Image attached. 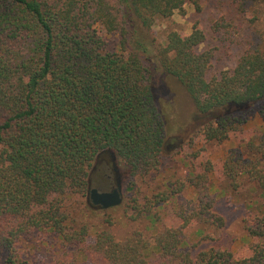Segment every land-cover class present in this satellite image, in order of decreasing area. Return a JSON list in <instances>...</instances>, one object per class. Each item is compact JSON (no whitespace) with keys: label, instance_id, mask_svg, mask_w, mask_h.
Listing matches in <instances>:
<instances>
[{"label":"trees","instance_id":"obj_1","mask_svg":"<svg viewBox=\"0 0 264 264\" xmlns=\"http://www.w3.org/2000/svg\"><path fill=\"white\" fill-rule=\"evenodd\" d=\"M201 1L0 0L2 264H31L22 243L42 232L57 243L40 264H264V128L231 150L220 168L231 189L246 179L260 199L243 219L253 239L248 256L219 247L193 252L184 240L190 223L199 226L198 235L224 227L213 210L208 163L185 182L168 184L144 208L134 203L133 218L173 203L179 225L148 238L131 231L116 239L100 229L89 243L87 227L74 226L61 210L67 193L87 194L89 169L102 151L115 153L131 177L159 166L166 124L155 66L190 98L205 141L229 139L256 104L264 123V53L246 49L231 69L208 79L213 53L198 50L204 34L197 25L186 36L169 32L152 47L147 34L155 18L182 15L186 4L200 12ZM97 26L117 37L119 53L104 51ZM129 45L135 49L124 56ZM185 186L193 189L192 200L180 196Z\"/></svg>","mask_w":264,"mask_h":264},{"label":"rangeland","instance_id":"obj_2","mask_svg":"<svg viewBox=\"0 0 264 264\" xmlns=\"http://www.w3.org/2000/svg\"><path fill=\"white\" fill-rule=\"evenodd\" d=\"M201 2L200 12H195L191 5L186 4L182 15L174 12L168 18H155L149 36L147 34L152 47L164 44L169 32L174 31L180 36H186L194 25H197L196 29H201L204 34V42L198 50H211L213 53V60L206 74L208 79L216 77L220 71L231 69L238 56L246 49L264 53V3L246 0L233 3L231 0ZM96 30L105 42L104 51L119 53L117 37L107 34L100 26H97ZM134 49L129 45L122 54L125 56ZM152 81L160 106L164 108L158 105L164 112L166 124L163 151L157 169L141 177H131L128 167L110 151L114 156L113 166L120 185L121 204L107 210H94L86 202L87 194L81 196L67 193L63 197L61 210L74 226L87 227L86 241L89 243L92 242L95 232L100 229H108L116 239L125 237L131 231L141 232L144 238H148L165 228H175L179 225L173 203L150 209L152 217L139 214L133 218L134 203L144 208L145 202L168 184L185 182L199 174L205 163H208L211 166L208 184L213 190V210L223 217L224 227L221 230L205 227L198 235L199 226L190 223L182 231L184 240L193 252L219 247L232 253L235 258L248 256L253 239L247 237L243 219L249 210L255 208V203H260V199L253 184L246 179L241 181L238 189H231L222 177L220 168L223 159L231 150L239 149L242 141L259 134L264 128V123L258 115L261 105H253L244 113L246 124L229 139L220 143L205 141L201 131L197 132L200 121L194 116L193 103L175 79L155 66L152 69ZM110 159L106 151L97 154L89 169L90 188L99 192L110 190ZM180 196L184 200H192L194 191L185 186ZM56 243L54 237L42 232L28 237L26 242L22 243V248L31 264H40L52 256ZM3 256L1 253L0 264Z\"/></svg>","mask_w":264,"mask_h":264},{"label":"water","instance_id":"obj_3","mask_svg":"<svg viewBox=\"0 0 264 264\" xmlns=\"http://www.w3.org/2000/svg\"><path fill=\"white\" fill-rule=\"evenodd\" d=\"M106 152L110 155L112 162H114V156L112 152ZM86 202L88 203L89 207L94 210H107L119 206L121 204L119 181L117 184H115L114 188L108 192H99L96 189L90 188L88 181Z\"/></svg>","mask_w":264,"mask_h":264},{"label":"flooded vegetation","instance_id":"obj_4","mask_svg":"<svg viewBox=\"0 0 264 264\" xmlns=\"http://www.w3.org/2000/svg\"><path fill=\"white\" fill-rule=\"evenodd\" d=\"M111 160V159H110ZM110 169H111V172H112V186H111V188H110V190L112 189V188H114V186H115V184H117L118 183V177H117V174H116V169L114 168V166H113V162H112V164H111V166H110ZM109 190V191H110ZM108 192V191H107Z\"/></svg>","mask_w":264,"mask_h":264}]
</instances>
